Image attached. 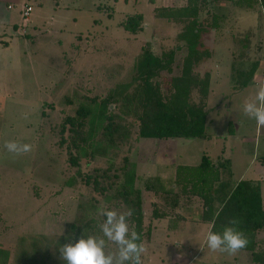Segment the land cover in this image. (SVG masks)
I'll list each match as a JSON object with an SVG mask.
<instances>
[{
  "label": "rangeland",
  "instance_id": "374dc122",
  "mask_svg": "<svg viewBox=\"0 0 264 264\" xmlns=\"http://www.w3.org/2000/svg\"><path fill=\"white\" fill-rule=\"evenodd\" d=\"M184 2L0 0V264H65L60 248L71 241V226L80 222L87 205L95 206V216H101V210L126 212L111 195L115 187L102 191L83 180L111 162L112 169H119L123 156L135 163V186L141 189L145 178L160 176L169 182L177 165L195 167L202 156L216 164L228 159L232 181L257 180L264 200V126L258 127L242 110L244 101L264 84V17L259 6L208 2L198 14L203 23L211 14L224 17L219 28L204 25L202 41L212 56L195 69L199 75L210 73L207 137H138L137 122L121 115L130 145H120L110 160L96 157L72 165L69 157L77 153L60 144L59 126L66 116L74 115L87 99L101 100L131 80L142 45L149 43L156 54L180 45L173 65V74H178L186 53L177 37L183 23L156 18L153 10ZM26 6L32 10L24 21ZM137 13L142 14L143 29L130 34L120 23ZM167 75L161 74V85ZM191 99L199 101L197 90ZM109 108L119 115L117 107ZM8 141L29 144L31 151L11 153L5 147ZM116 173L114 182L119 183L121 173ZM69 179L72 185H67ZM142 197L147 219L152 197L144 190ZM197 205L182 209L184 219L175 229L169 228L168 219L153 221L151 236L143 241V264H252L246 251L230 255L207 246L209 226L201 221ZM258 239L263 248L264 231L258 232ZM117 248L108 242L106 251Z\"/></svg>",
  "mask_w": 264,
  "mask_h": 264
},
{
  "label": "trees",
  "instance_id": "16d2710c",
  "mask_svg": "<svg viewBox=\"0 0 264 264\" xmlns=\"http://www.w3.org/2000/svg\"><path fill=\"white\" fill-rule=\"evenodd\" d=\"M219 1H228L234 7L245 9L259 6L264 17V0H185L183 5L174 8L155 7L154 17L183 23L177 37L184 42L186 53L177 66L178 74H173V65L180 45L163 50L160 54H156L149 43L142 45L134 59L129 82L119 84L101 100L94 96L87 99L76 108L74 115L66 116L60 124V144L66 143L67 148L77 153L69 157L72 165H77L81 159L88 164L89 158L112 157L120 145L128 144L129 147V129L119 122L121 115L137 122L138 137H207L206 100L210 73L199 75L195 69L212 56V50L205 47L202 41L204 25L219 28L224 17L211 14L210 21L204 23L197 19L204 5ZM120 24L128 33L136 34L143 29L142 14L128 15ZM260 44L259 40V51L262 48ZM162 73L168 74V77L161 85L159 78ZM193 90L198 92V102L191 99ZM111 104L117 107L119 115L109 108ZM115 118L118 120L115 121ZM65 132L66 138L63 136ZM226 162L228 160L216 164L202 156L201 162L195 167L177 165L174 177L169 182L160 176L145 178L141 189L135 186V163L123 156L119 169H112L111 162L100 174L95 170L94 174L84 175L83 180L85 184L99 186L102 191L115 187L111 195L120 200L127 211H132L129 222L131 228L134 227L140 234L138 242L149 240L154 220L168 219L169 228L175 229L184 219L182 209L193 207L197 202L201 221L210 225L209 232H222L225 226L236 219L235 227L243 232L248 241L241 250L250 254L252 264H264V247L260 248L258 239V232L264 231V200L260 184L253 179L232 181V173ZM117 171L122 177L119 183L114 182L118 179ZM72 183L73 180L69 179L67 185ZM143 190L152 197L147 219L142 206ZM94 207L87 205L80 222L72 224L71 242L78 241L83 235L102 236L99 225L106 217L95 216Z\"/></svg>",
  "mask_w": 264,
  "mask_h": 264
},
{
  "label": "clouds",
  "instance_id": "9594fccd",
  "mask_svg": "<svg viewBox=\"0 0 264 264\" xmlns=\"http://www.w3.org/2000/svg\"><path fill=\"white\" fill-rule=\"evenodd\" d=\"M242 110L246 116L256 120L258 127L264 126V84L257 86L253 98L244 101ZM5 147L18 155L31 151V145L16 141L6 142ZM132 214L131 210H101V215L106 217L99 225L102 236L83 235L76 242L66 243L60 248V259L65 264H143L142 255L146 248L143 242H138L140 234L134 227L130 229L128 221ZM236 224L237 220L233 219L222 232H208L207 246L213 251L219 250L230 255L245 248L247 238L235 227ZM107 242L117 245V251H106Z\"/></svg>",
  "mask_w": 264,
  "mask_h": 264
},
{
  "label": "built area",
  "instance_id": "2783aa9c",
  "mask_svg": "<svg viewBox=\"0 0 264 264\" xmlns=\"http://www.w3.org/2000/svg\"><path fill=\"white\" fill-rule=\"evenodd\" d=\"M30 12H31V7L30 6H26V7L23 8V10H22V18H23L24 21L27 20V17L29 16Z\"/></svg>",
  "mask_w": 264,
  "mask_h": 264
},
{
  "label": "crops",
  "instance_id": "0c3cea01",
  "mask_svg": "<svg viewBox=\"0 0 264 264\" xmlns=\"http://www.w3.org/2000/svg\"><path fill=\"white\" fill-rule=\"evenodd\" d=\"M225 160H228V159H225ZM231 173H232V172H231ZM242 179H243V178H242ZM239 180H240V179H239ZM253 180H255V179H253ZM237 181H238V180H237ZM206 224H208V223H206ZM177 226H178V225H177ZM208 226L210 227V225H209V224H208ZM209 227H208V228H209ZM208 232H209V231H208Z\"/></svg>",
  "mask_w": 264,
  "mask_h": 264
}]
</instances>
